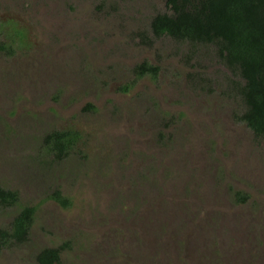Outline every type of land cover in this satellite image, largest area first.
<instances>
[{"label":"rangeland","instance_id":"1","mask_svg":"<svg viewBox=\"0 0 264 264\" xmlns=\"http://www.w3.org/2000/svg\"><path fill=\"white\" fill-rule=\"evenodd\" d=\"M167 12L166 0H0V186L18 195L0 229L35 207L0 264L57 247L58 264H264V137L237 120L214 46L152 36ZM144 61L157 76L130 85ZM56 130L79 134L60 161L42 141Z\"/></svg>","mask_w":264,"mask_h":264},{"label":"trees","instance_id":"2","mask_svg":"<svg viewBox=\"0 0 264 264\" xmlns=\"http://www.w3.org/2000/svg\"><path fill=\"white\" fill-rule=\"evenodd\" d=\"M166 7L169 12L151 19L152 36L168 37L191 47L214 46L220 63L234 77L231 83L243 106L237 120L255 137H264V0H166ZM158 70V66L146 61L136 65L130 85L145 76L154 79ZM127 89L128 86L121 88L123 92ZM78 139L76 131L56 130L46 134L42 141L45 152L60 161L69 156ZM233 196L237 204L248 199L238 192ZM50 198L63 208L69 206L58 191ZM17 202L16 191L0 186V208H12ZM34 216L35 207H22L9 227L0 229V250L26 242ZM62 250L63 247L44 248L36 255V261L58 264Z\"/></svg>","mask_w":264,"mask_h":264}]
</instances>
